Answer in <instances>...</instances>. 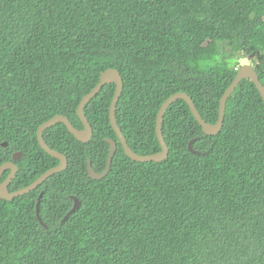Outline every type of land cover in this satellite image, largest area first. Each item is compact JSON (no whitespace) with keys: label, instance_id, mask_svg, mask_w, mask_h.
Instances as JSON below:
<instances>
[{"label":"trees","instance_id":"trees-1","mask_svg":"<svg viewBox=\"0 0 264 264\" xmlns=\"http://www.w3.org/2000/svg\"><path fill=\"white\" fill-rule=\"evenodd\" d=\"M237 55L257 57L264 85V0H0V167L23 153L10 191L60 164L38 130L58 115L82 130L79 106L103 72L121 73L117 123L146 156L162 150L158 114L177 93L218 121ZM115 92L108 84L86 106L90 142L63 123L44 132L69 166L26 195L0 198V264H264V100L255 84L241 81L215 136L186 101L174 102L160 163L126 155L110 120ZM196 138L198 154L189 150ZM107 139L118 150L94 180L88 165L106 168ZM42 191L47 227L37 215ZM73 197L80 208L63 221Z\"/></svg>","mask_w":264,"mask_h":264},{"label":"water","instance_id":"water-1","mask_svg":"<svg viewBox=\"0 0 264 264\" xmlns=\"http://www.w3.org/2000/svg\"><path fill=\"white\" fill-rule=\"evenodd\" d=\"M243 80L252 81L255 84V86L257 87V89L259 90V92H260V94L264 100V85L260 81L259 72L251 64L243 65L240 68V70L238 71V74H237L234 82L227 89V91L225 92V94L223 95V97L221 99L220 110H219V119L215 124L207 123L203 119V117L200 114V112L198 111L193 99L187 93H183V92L177 93V94L171 96L169 99H167L159 111L158 118H157V128H156L157 137H158V140L160 142L162 150H161V152H159L157 154L143 156V155H139L138 153L134 152L131 149V147L129 146V144H128V142H127V140L123 134V132L121 131V129L118 126L116 114H117L118 103H119L120 98H121L123 91H124V81H123L121 73L118 70L109 69L106 72L102 73L101 78H100V83L94 88V90L91 93H89L87 96H85L83 98V100L79 106L78 115H79L80 120L82 121V123L84 125V128L82 130L77 129L71 123V121L63 115H58V116L54 117L53 119L49 120L48 122H46L40 126V128L38 130V141H39L41 147L50 156L58 159L60 161V164L58 166H56L55 168L48 170L46 173H44L40 178H38L30 186L25 187V188L20 189V190H17V191H14V192H11L10 191V185L15 180L19 168H18L17 164H15L13 161L12 162H6L5 164H3L0 167V198L3 200H6V201H12L17 197L26 195V194L32 192L33 190H36L46 180H48L53 175L60 173V172H64L65 170H67V168L69 166V162H68L67 157L64 156L62 153H60L56 150H53L46 143V141L44 139V132L53 126H56L60 123H63L67 126L68 130L74 135V137L78 141L83 142V143L90 142L92 137H93L94 131H93V127H92L90 121L88 120L87 116L85 115V108L102 91V89L108 84H115L116 85V92H115L114 99L112 101L111 109H110V120H111L112 127L115 130V132H116V134L120 140V143L123 146V149H124L126 155L128 157H130L132 160L137 161V162H142V163L157 162V163H160V162H163L164 160H166L169 156V153H170L169 146H168V144L165 140L164 134H163V121H164L165 114H166L167 110L169 109V107L174 102H176L177 100L186 101L187 104L189 105L195 119L201 125L203 132L206 135L215 136V135L219 134L220 131L223 129L224 121H225L226 105H227L228 99L231 97V95L234 93V91L236 90L238 85ZM196 140H198V138L191 141L189 144V150L194 154H198V152L196 150H194V148H193V144ZM108 142L110 143L111 149H110L107 168L105 169V171L99 173L92 167V165L90 163L88 165V175L90 178H92L94 180L103 179L110 173L112 163H113V158H114V155H115L116 150H117V144L112 139H109ZM3 146L7 147L8 143L5 142L3 144ZM22 156H23V153H17L13 156V159H14V161H17ZM7 171H10V174L4 181H2L3 176ZM42 196H43V194H41V196L38 200L37 215H38V219H39L40 223L43 226L47 227V225L44 223V221L42 220V218L40 216V202H41ZM73 199L75 200L74 206L71 209V211L67 214V216L64 218L63 221H66L70 215H72L74 212H76L80 208L81 202H80L79 198L73 197Z\"/></svg>","mask_w":264,"mask_h":264},{"label":"rangeland","instance_id":"rangeland-1","mask_svg":"<svg viewBox=\"0 0 264 264\" xmlns=\"http://www.w3.org/2000/svg\"><path fill=\"white\" fill-rule=\"evenodd\" d=\"M257 60V57H254V56H247V57H240L239 55H237L234 60L232 61V63L235 62V60H239V64L238 65H247V64H251L254 66V61Z\"/></svg>","mask_w":264,"mask_h":264},{"label":"flooded vegetation","instance_id":"flooded-vegetation-1","mask_svg":"<svg viewBox=\"0 0 264 264\" xmlns=\"http://www.w3.org/2000/svg\"><path fill=\"white\" fill-rule=\"evenodd\" d=\"M121 131H122V130H121ZM117 139H118V142L120 143V140H119L118 136H117ZM108 140H109V139H107V142H108ZM112 140H113V139H112ZM114 141H115V140H114ZM115 142H116V141H115ZM7 143H8V142H7ZM108 143H109V142H108ZM116 144H117V150H118V143L116 142ZM120 144H121V143H120ZM109 145H110V143H109ZM121 145H122V144H121ZM110 149H111V146H110ZM117 150H116V152H117ZM17 153H22V152H19V151H18V152H14L13 155H15V154H17ZM109 154H110V150H109ZM115 154H116V153H115ZM22 157H23V156H22ZM22 157H21V158H22ZM21 158H20V159H21ZM20 159H19V160H20ZM108 159H109V156H108ZM19 160H17V161H19ZM13 162L16 164V161H14V159H13ZM107 164H108V161H107ZM106 168H107V165H106ZM106 168H105V169H106ZM111 168H112V167H111ZM105 169H104L103 171H101V172H104ZM99 173H100V172H99ZM10 186H11V185H10ZM41 194H44V192L42 191Z\"/></svg>","mask_w":264,"mask_h":264},{"label":"clouds","instance_id":"clouds-1","mask_svg":"<svg viewBox=\"0 0 264 264\" xmlns=\"http://www.w3.org/2000/svg\"><path fill=\"white\" fill-rule=\"evenodd\" d=\"M239 70H240V68H239ZM239 70H238V71H239Z\"/></svg>","mask_w":264,"mask_h":264},{"label":"bare ground","instance_id":"bare-ground-1","mask_svg":"<svg viewBox=\"0 0 264 264\" xmlns=\"http://www.w3.org/2000/svg\"><path fill=\"white\" fill-rule=\"evenodd\" d=\"M19 171V170H18Z\"/></svg>","mask_w":264,"mask_h":264}]
</instances>
